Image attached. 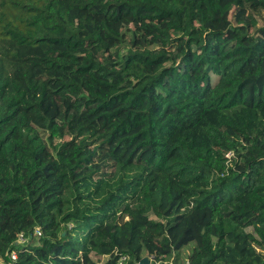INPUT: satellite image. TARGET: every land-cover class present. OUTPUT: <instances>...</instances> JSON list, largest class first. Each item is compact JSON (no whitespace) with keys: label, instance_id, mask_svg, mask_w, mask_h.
I'll return each instance as SVG.
<instances>
[{"label":"trees","instance_id":"obj_1","mask_svg":"<svg viewBox=\"0 0 264 264\" xmlns=\"http://www.w3.org/2000/svg\"><path fill=\"white\" fill-rule=\"evenodd\" d=\"M191 243L264 264V0H0L2 264Z\"/></svg>","mask_w":264,"mask_h":264},{"label":"rangeland","instance_id":"obj_2","mask_svg":"<svg viewBox=\"0 0 264 264\" xmlns=\"http://www.w3.org/2000/svg\"><path fill=\"white\" fill-rule=\"evenodd\" d=\"M136 201H139V199H136ZM135 202V200L133 201ZM195 244L191 243L183 248H181L176 254H173L171 259H169V262L172 264H187L188 263V254L191 252V250L194 248ZM144 253H142L143 255ZM105 260V257L102 258V261ZM0 264H2V261L0 259Z\"/></svg>","mask_w":264,"mask_h":264},{"label":"built area","instance_id":"obj_3","mask_svg":"<svg viewBox=\"0 0 264 264\" xmlns=\"http://www.w3.org/2000/svg\"><path fill=\"white\" fill-rule=\"evenodd\" d=\"M227 155L229 156V155H231V153L228 152ZM34 233H36L37 235H40V231H39L38 229H36V230L34 231ZM26 239H27V237H26L23 233H20V234L18 235L17 242H21V243H23V242L26 241ZM16 256H17L16 251H15V250H12V251L10 252V258H11V260H15V259H16ZM122 260H125V256H123V257L121 258L120 261H122ZM120 264H121V262H120Z\"/></svg>","mask_w":264,"mask_h":264},{"label":"water","instance_id":"obj_4","mask_svg":"<svg viewBox=\"0 0 264 264\" xmlns=\"http://www.w3.org/2000/svg\"><path fill=\"white\" fill-rule=\"evenodd\" d=\"M137 264H150V258L147 256H143Z\"/></svg>","mask_w":264,"mask_h":264}]
</instances>
